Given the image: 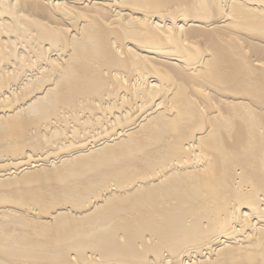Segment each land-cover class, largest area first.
<instances>
[{
	"label": "bare ground",
	"instance_id": "1",
	"mask_svg": "<svg viewBox=\"0 0 264 264\" xmlns=\"http://www.w3.org/2000/svg\"><path fill=\"white\" fill-rule=\"evenodd\" d=\"M0 264H264V0H0Z\"/></svg>",
	"mask_w": 264,
	"mask_h": 264
}]
</instances>
